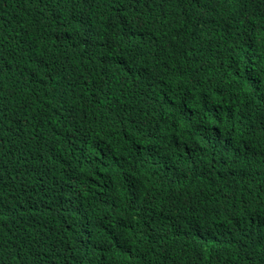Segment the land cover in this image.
I'll use <instances>...</instances> for the list:
<instances>
[{
    "label": "trees",
    "instance_id": "obj_1",
    "mask_svg": "<svg viewBox=\"0 0 264 264\" xmlns=\"http://www.w3.org/2000/svg\"><path fill=\"white\" fill-rule=\"evenodd\" d=\"M181 106L209 111L156 208L126 172ZM135 230L128 264H264V0H0V264H123Z\"/></svg>",
    "mask_w": 264,
    "mask_h": 264
},
{
    "label": "clouds",
    "instance_id": "obj_2",
    "mask_svg": "<svg viewBox=\"0 0 264 264\" xmlns=\"http://www.w3.org/2000/svg\"><path fill=\"white\" fill-rule=\"evenodd\" d=\"M218 63L214 60H208V62L201 68L198 74L189 76L188 80L194 87L199 88L205 83L201 81L207 77H210L216 70ZM204 101L208 100L204 98ZM209 109L202 107L200 109H194L190 107L181 106L178 107V113L165 118V125L163 129V145L153 151L154 166L153 171H128L126 176L128 181L136 185H144L148 180L155 177H159L164 180L167 190L170 194V198L164 200L159 197L152 198V205L156 208H164L174 199L177 200L184 190V181L179 179V176L186 178L188 176L189 164L187 155H181V150L187 151V154L191 151V145L194 141L195 133L198 128L204 124L205 118L208 115ZM40 150L30 153L32 160L40 154ZM145 231V229L143 230ZM158 227L153 228L151 238L155 236L163 235ZM138 232L136 230L128 235V240L125 238L126 245L123 248V253L118 257V260L123 264H128L133 257V250L131 249L133 236H136ZM150 239V237H148ZM147 239V240H148ZM146 240V241H147ZM151 240L144 244L142 248L150 244ZM144 243V242H143ZM134 249V247L132 246ZM141 250V249H140ZM138 253L136 257H138ZM152 260V259H151ZM234 258L228 254H220V264H233ZM132 264H143L134 259ZM146 264V263H144ZM153 264H182V262L174 253L172 245L168 246L166 243L165 248L157 253Z\"/></svg>",
    "mask_w": 264,
    "mask_h": 264
}]
</instances>
